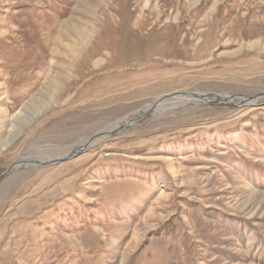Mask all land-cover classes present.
I'll list each match as a JSON object with an SVG mask.
<instances>
[{"label":"rangeland","instance_id":"374dc122","mask_svg":"<svg viewBox=\"0 0 264 264\" xmlns=\"http://www.w3.org/2000/svg\"><path fill=\"white\" fill-rule=\"evenodd\" d=\"M262 92L264 0H0V174L97 134L0 177V264H264Z\"/></svg>","mask_w":264,"mask_h":264},{"label":"bare ground","instance_id":"6f19581e","mask_svg":"<svg viewBox=\"0 0 264 264\" xmlns=\"http://www.w3.org/2000/svg\"><path fill=\"white\" fill-rule=\"evenodd\" d=\"M53 51V50H52ZM56 51V50H55ZM56 55L58 54V53H55ZM38 65V64H37ZM36 65V66H37ZM58 66V65H57ZM61 67L62 68H64L65 67V65H62L61 64ZM38 71H37V75H38V78H39V75L40 76H43L42 78H44V86L42 87V88H44V89H42V91H45V95L47 96V97H49V100H54V92H55V89L60 85V82L63 80L62 79V77H61V75H60V73H56L54 70H52V68H54V65H52L51 64V62H46V61H43V62H41L39 65H38ZM47 68H49V69H51V70H49V71H45V69H47ZM45 71V73L44 74H42V72H44ZM59 72V71H58ZM35 77V76H34ZM49 88V89H48ZM179 93V92H178ZM177 93V94H178ZM182 94V93H181ZM205 94H207V93H205ZM175 95V94H174ZM185 95H187V94H185ZM185 95H183L182 94V96L181 97H177V98H183V99H188V98H185ZM209 94H207V95H205V96H203V97H208V98H210V97H214V95L212 94V95H210V96H208ZM173 96V95H172ZM189 98H190V95L188 96ZM226 97V96H225ZM239 99H242V97L240 98L239 97ZM209 100V99H208ZM229 100V99H228ZM242 100H244L245 101V103H248V102H250V103H253V102H251V100L249 101V100H247V99H242ZM158 101V100H157ZM156 99L155 100H153L150 104H148L146 107H145V109H150L152 106H153V104H155L156 102ZM249 104V103H248ZM152 105V106H151ZM118 122L119 121H117L113 126H115V125H117L118 124ZM127 123V122H126ZM112 126V127H113ZM89 139V138H88ZM88 139H87V141H88ZM86 141V142H87ZM86 142L83 144L82 143V145H80V147H76V149H74V148H71V149H68V150H66L61 156H65V155H67L68 153H71L72 151H75V150H79L80 148H82V147H84L85 146V144H86ZM93 143V142H92ZM91 143V144H92ZM55 158H57V157H55ZM54 159V158H53ZM41 161H46V160H41ZM28 162H30L29 160H27V159H25V158H19L18 160H16L15 161V163H14V165H18V164H20V163H28Z\"/></svg>","mask_w":264,"mask_h":264},{"label":"water","instance_id":"95a60500","mask_svg":"<svg viewBox=\"0 0 264 264\" xmlns=\"http://www.w3.org/2000/svg\"><path fill=\"white\" fill-rule=\"evenodd\" d=\"M179 93H182V94H187V95H190V96H197V97H203L207 94H209L208 96L212 95L211 93H197V92H186V91H183V92H179ZM215 98L217 99H231L232 97H224V96H220V95H217V94H213ZM264 96V92L262 93H259V94H256L254 96H242V99H247V100H251V102L255 103L256 100H258V98ZM169 97H172V95H170ZM162 97H157L156 98V101L157 100H160ZM249 104H253V103H250L248 102ZM97 139V134H93L91 137H89L88 141L86 142L85 146L80 148L79 150H75V151H72L71 153H68L67 155L65 156H60V157H57V158H54V159H51V160H47V161H39V160H31L30 162L28 163H33V164H37V165H42V164H50V163H56V162H59V161H62L64 160L65 158L67 157H70V156H73V155H76L77 153L81 152L82 150H84L86 147H88L89 145H91L92 142H95V140ZM15 165H11L8 169H6L3 173L0 174V177L5 174L6 172H8L11 168H13Z\"/></svg>","mask_w":264,"mask_h":264}]
</instances>
